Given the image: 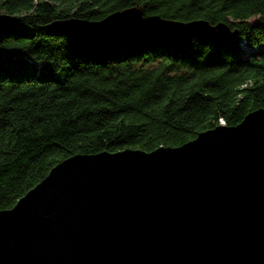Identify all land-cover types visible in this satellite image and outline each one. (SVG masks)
I'll list each match as a JSON object with an SVG mask.
<instances>
[{"label":"trees","instance_id":"16d2710c","mask_svg":"<svg viewBox=\"0 0 264 264\" xmlns=\"http://www.w3.org/2000/svg\"><path fill=\"white\" fill-rule=\"evenodd\" d=\"M140 17L223 23L229 40L150 28L94 37L53 20ZM264 109V0H0V210L74 154L145 152Z\"/></svg>","mask_w":264,"mask_h":264},{"label":"water","instance_id":"95a60500","mask_svg":"<svg viewBox=\"0 0 264 264\" xmlns=\"http://www.w3.org/2000/svg\"><path fill=\"white\" fill-rule=\"evenodd\" d=\"M44 28L99 36L150 28L229 40L219 22L139 8ZM0 264H264V109L173 147L74 154L0 210Z\"/></svg>","mask_w":264,"mask_h":264},{"label":"rangeland","instance_id":"374dc122","mask_svg":"<svg viewBox=\"0 0 264 264\" xmlns=\"http://www.w3.org/2000/svg\"><path fill=\"white\" fill-rule=\"evenodd\" d=\"M64 35H66V34H64ZM92 37H94V36H92Z\"/></svg>","mask_w":264,"mask_h":264}]
</instances>
